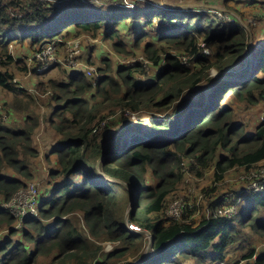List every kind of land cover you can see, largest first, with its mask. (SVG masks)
<instances>
[{
    "label": "trees",
    "instance_id": "obj_1",
    "mask_svg": "<svg viewBox=\"0 0 264 264\" xmlns=\"http://www.w3.org/2000/svg\"><path fill=\"white\" fill-rule=\"evenodd\" d=\"M135 6H86L76 0H0V90L15 93L10 101L2 102L8 119L0 122V203L10 200L34 178L33 163L40 152L33 142L41 125L36 111L43 106L52 112L48 122L59 134L54 147L56 168L50 177L65 180L49 192L51 198H41L39 217L28 221L29 228L20 236L23 240L7 252L9 237L8 241L0 240V255L4 252L1 264H38L40 258H50L55 252L49 264H185V259L217 264L224 263L227 248L239 240L236 224L264 236V216L260 215L264 186L260 193L240 196L243 204L231 216H219L230 198L210 203L201 223L194 218L200 213L196 205L185 207L182 218L166 215L171 196L183 181L181 169L186 161L189 172L201 178L214 170L217 182L224 181L234 169L250 173L264 162V123L258 119L255 132L247 135L234 121L229 107L222 105L232 91L248 95L252 104L264 99V78L259 76L264 74V41L260 38L261 48L256 42L236 44L239 31L245 32L247 39L258 37L251 28L243 30L241 21L224 26L222 31L215 21L205 22L203 16L189 14L195 11L173 12L147 2H136ZM155 21L162 26L157 27ZM143 23L153 27L147 34ZM206 34H213L215 45L212 56L203 59L198 57L204 51L199 38ZM127 36H136L134 43H129ZM154 36L167 48L155 42ZM82 37L93 41L102 37L122 57L133 56L138 50L153 62L166 57V68L152 84L136 80L139 64L118 67L114 77L109 75V63L106 70L98 68L90 78L89 68L81 62L73 68L60 58L63 52L68 54L72 41ZM146 37L149 42H145ZM26 43L35 51L33 59L48 44H53L57 53V61L46 68L35 58L33 75L63 66L61 73L69 79L41 80L35 93L18 86L17 72H29L27 66L18 67L24 61L19 55ZM170 48L182 58L170 55ZM213 60L217 66L206 67ZM199 67L201 72H195ZM214 68L221 70L222 78L242 77L250 71L252 77L242 84L224 81L209 98L210 84L218 82L209 78ZM70 71L73 74L69 75ZM80 76L87 80H80ZM203 78L211 80L201 86ZM183 82L188 84L177 85ZM95 86L96 94H92ZM186 90L190 94H185ZM104 107L150 115L138 120L123 117L124 127L113 133L116 136L112 140L103 136L106 131L101 128L106 118ZM181 117L185 120L180 121ZM111 141L114 143L109 144ZM150 173L158 180L155 185L149 184ZM127 185L137 188L139 199L126 221V208L131 207ZM15 223V218L0 207V231L14 232ZM130 225L141 231L130 230ZM150 238L151 248L142 258ZM106 242L115 244L111 251H105ZM244 259L264 264V251L257 255L251 250Z\"/></svg>",
    "mask_w": 264,
    "mask_h": 264
},
{
    "label": "rangeland",
    "instance_id": "obj_2",
    "mask_svg": "<svg viewBox=\"0 0 264 264\" xmlns=\"http://www.w3.org/2000/svg\"><path fill=\"white\" fill-rule=\"evenodd\" d=\"M81 4L89 5L86 0H79ZM92 0H89L91 2ZM247 0H240V4H244ZM262 4L264 5V0H262ZM250 6V2H249ZM205 12L203 13H191L189 14H197L200 16H203L206 18L207 21L213 20L216 23L219 24L221 27V30H224V26H228L230 24L229 18L232 17L236 20H239V18L233 14H230L229 12L225 11L228 9H225L223 11L221 10H215V12H207L205 8L203 9ZM252 11L251 9H249ZM124 10H120L119 13H123ZM127 21V26L129 25ZM144 22V19H143ZM157 27H161L160 23L155 21ZM249 25L250 22L248 21ZM208 24V23H206ZM144 33L147 34L150 30L153 29V27H146V25L143 23ZM155 26V25H153ZM205 26V24L203 25ZM156 27V26H155ZM248 28H245L243 30H247ZM239 34H236V44H242L243 42H251V39H247L245 32H238ZM179 35V34H178ZM213 34H206L205 37L200 36V43H202V47L204 49L203 53H200L198 57L207 59L212 56V50L213 45H215V41L212 38ZM129 37L128 42L134 43L136 40V36H127ZM131 37V38H130ZM255 37V36H254ZM155 42H158L161 45H164L161 43L157 36L152 37ZM206 38V41L204 42ZM82 39H86V43L82 42ZM76 40H79L81 43V57L80 62L82 66L85 68H95L98 70V68H104L106 70L108 68V64H111V72L109 73L110 76L117 77L116 75V69L120 66H135L136 64H139L138 72L136 74V80H143L146 84H152V80H157L159 78V73L162 72L166 68V57L162 58L158 62L150 61L145 54H143L142 50L135 51V55L133 56H119L116 53H114L112 46L113 44L109 41L103 39L102 37H99L98 40L93 41L89 38H78ZM91 42V43H90ZM145 42H149V37L145 38ZM256 44L259 46V48L262 47L261 39L256 37L255 40ZM27 45L25 48H23V52L19 55V60L24 59L22 61L21 65H18V67H24L27 66L29 69V72L21 73L17 72L16 74V80L18 83V86L24 87L27 89H32V91L35 93V89H37V85L39 81L45 80L47 81L49 78H65L68 80L69 76L62 75L61 70L64 68L63 66H60L58 69L53 70L52 72L49 71V73L45 74H37L33 75V65L34 59L32 58V55L34 54V49L30 46V43H26ZM147 43H145L146 45ZM252 44V43H251ZM144 46V45H143ZM165 46V45H164ZM167 46V45H166ZM165 46V48H167ZM170 47V46H168ZM12 50H14L12 48ZM215 50V49H214ZM256 51V49L254 48ZM253 49L251 51H254ZM170 55H176L182 58V55L175 51L174 49H168L167 51ZM65 52H63L62 56L60 57L64 64L66 65V57L67 54L64 55ZM252 53V52H251ZM206 56H205V55ZM61 55V53H60ZM92 55L93 59H89V56ZM83 56V57H82ZM95 57H103V58H110L109 61H98V59H94ZM252 58V57H251ZM192 59H195V56L192 57ZM184 61L187 62L188 58H184ZM197 62H200L197 59ZM214 60L210 62V64L206 65V67H216L217 65H214ZM213 64V65H212ZM106 65V66H105ZM202 65V64H201ZM67 66V65H66ZM242 68V66H241ZM195 72H201V68H197ZM106 73V71H105ZM211 73V74H210ZM208 73L210 76L209 78L218 80V82L210 84L208 97L211 98L214 90L224 81H228L230 85L234 83L242 84L244 83L248 78L252 77V72L250 71L248 74L246 73L242 77L238 76H228L226 78H222L223 74L221 73V70L219 68H214L211 70V72ZM73 74V72H69V75ZM101 74H104V71L101 72ZM157 74V76H156ZM261 78H264V74L259 75ZM80 80H87L84 76L79 77ZM208 78H203L201 82V86L207 85V81L211 80ZM189 82V81H187ZM187 82L178 83L177 85L182 86L187 85ZM220 82V83H219ZM249 82V81H246ZM187 83V84H186ZM185 84V85H184ZM35 88V89H34ZM182 90V88H180ZM194 90V89H193ZM97 86H95V89L93 90L92 94H96ZM191 91H185V94H190ZM15 93H10L4 90H0V101L6 102L10 101L14 97ZM92 94H87L86 96H91ZM228 101L225 103H222V105H226L229 107L230 112L232 113L234 117V121L240 124L242 127V131L250 135L255 132L256 127L258 126L259 122L258 119L260 117L262 108L264 107V99H261L258 103L252 104L251 98L248 95H236L234 91L232 93L228 94ZM176 106H179V103H176ZM197 108V107H196ZM193 108V109H196ZM144 109V108H143ZM103 116H105V120L101 125V128L103 131H106L103 133V136H111L113 140V136H116L113 134L114 132L122 129L124 127L123 125V117H131L133 120H138L139 117L141 118H147L150 114L148 112H132L130 110L123 111L122 109H112L109 110L107 107L103 108ZM175 110V108L173 109ZM36 113L41 117V125L39 127V130L37 132V135L34 139V147H36L39 152L40 156L35 160L33 163V171H34V178L31 181H26V185L32 183V182H40L42 183V186H40L42 199L46 200L51 198V194H49L50 191L55 190L59 185L63 184L65 180H52L50 177L51 172L55 170L56 168V160H57V154L55 153L53 148L54 140L57 138V135L55 131L52 128V124L48 122L51 111L48 109V107L43 106L39 110L36 111ZM205 116H208V114H205ZM178 117V116H177ZM16 117L15 119H17ZM206 118V117H205ZM185 117H181L180 121H184ZM203 120V119H202ZM109 125V128L107 129V126ZM132 134H129L126 137H130ZM171 138V137H170ZM114 143V141L109 142V144ZM42 153V154H41ZM227 153V152H226ZM229 154V153H227ZM181 174L183 176V181L178 185L177 192H175L170 199V203L168 204L166 215L167 217H171V208L175 206L176 203H179L180 206L186 204L188 207L193 208L195 205L200 210V213L196 214L194 216L195 220L198 223L202 222V216L203 214H208V205L212 203L215 200H224L226 198H230V201L223 205L221 208H224L226 206L233 207L235 212L238 210L239 206H241L243 203L242 199H240V196L253 193L257 191L258 189L255 188L259 187L260 191L257 193H260L263 191L262 186H264V162L260 163L257 166V170L253 176H248V170L245 171L243 169H234L230 171L225 177L224 181L217 182L216 176L214 170H209L205 172V175L203 178L196 175L194 172H189L190 165L188 161H186L185 166L182 167ZM201 171V169H198ZM100 174L101 171L99 170ZM149 184L155 185L158 181L151 173L148 177ZM254 187V188H252ZM130 210V207L126 208L125 213V220L127 221L129 219L130 214L128 215V212ZM128 215V216H127ZM260 215L264 216V209H261ZM29 222L24 223L20 228H18L19 223H15V225L12 227L15 229L14 232L10 233V229H4L0 231V238L1 240H7L9 237L10 242L7 243V247L5 248V251H9L12 249L18 241L23 240L21 236L22 232L27 230L29 228ZM131 226V225H130ZM129 226V229H130ZM81 227L86 230L84 222L81 220ZM237 229V238L239 239L232 245H230L227 248V257L224 261V263H217V264H254V260H245L244 256L248 255V253L251 250H255L258 253H261L264 251V236L263 234H258L253 232L251 229L242 227L239 223L236 224ZM11 228V229H12ZM87 232V230H86ZM8 241V240H7ZM6 241V242H7ZM105 251H111L115 244L106 242L104 244ZM111 247L110 249H108ZM30 250H33V245H30ZM56 255V252L53 253V255L50 258H40L38 261V264H49L52 260V258ZM2 258L4 256V252L0 255ZM2 261V260H1ZM3 262V261H2ZM1 262V263H2ZM185 264H198L197 262L190 260L189 262H186ZM210 263V262H209ZM208 264V263H207ZM215 264V263H214Z\"/></svg>",
    "mask_w": 264,
    "mask_h": 264
},
{
    "label": "built area",
    "instance_id": "obj_3",
    "mask_svg": "<svg viewBox=\"0 0 264 264\" xmlns=\"http://www.w3.org/2000/svg\"><path fill=\"white\" fill-rule=\"evenodd\" d=\"M136 1H142V2H148V0H124L123 6H126L128 8H135ZM158 1L160 0H151V3L157 6ZM237 20L230 17L229 22L231 24L235 23ZM69 52L66 57L67 65L73 68H76L78 65H80L79 56L81 55V43L79 40H74L71 42V45L68 48ZM55 47L53 44H48L46 48L40 50L35 55V58L43 61L44 68L48 67L49 64L57 61ZM34 58V59H35ZM97 70L95 68H89L87 69V75L91 78L92 75ZM5 107L2 102H0V122L6 121L8 119V116L4 113ZM259 120L261 123H264V107L262 108ZM256 171H253L248 174V176H253ZM40 186H42V183L40 182H32L28 185H26L24 188H21L18 190L10 200L1 202L0 207L4 208L9 214H11L15 219L16 223L18 224V228H20L24 223H26L28 220L37 217L39 214V206L41 203V190ZM259 186V185H258ZM257 188L259 191V187ZM254 188V187H252ZM254 188V189H255ZM228 200V199H227ZM186 204L180 206L179 203H176L173 208H171V217L172 219H179L182 214L183 210L185 209ZM237 212V211H236ZM233 207H225L221 210H219L220 215L227 214L229 216L236 213ZM1 238V237H0ZM2 239V238H1ZM0 239V240H1ZM109 247L108 249H110ZM1 261V256H0Z\"/></svg>",
    "mask_w": 264,
    "mask_h": 264
},
{
    "label": "crops",
    "instance_id": "obj_4",
    "mask_svg": "<svg viewBox=\"0 0 264 264\" xmlns=\"http://www.w3.org/2000/svg\"><path fill=\"white\" fill-rule=\"evenodd\" d=\"M76 1L80 3L79 0ZM86 1L87 3H89V5L93 3H99L103 4L104 6L108 5L110 7H113L114 5L120 6L124 2V0H92L91 2H89V0ZM239 1L240 0H160L158 1V5L166 10H173V12H178L180 10H192L195 11V13H198L201 12L204 8L208 12L228 9L225 11L239 18V20H237L236 22L241 21L245 28H251V32H254L256 36L264 41V5L262 4V0H247L244 4H240ZM138 3L141 4L145 2ZM147 3H151V0H148ZM249 9H251L252 11H250ZM248 21L250 22V25ZM54 131L56 133V130ZM56 135L57 138L54 140L52 150H54L56 141L59 139V134L56 133Z\"/></svg>",
    "mask_w": 264,
    "mask_h": 264
},
{
    "label": "water",
    "instance_id": "obj_5",
    "mask_svg": "<svg viewBox=\"0 0 264 264\" xmlns=\"http://www.w3.org/2000/svg\"><path fill=\"white\" fill-rule=\"evenodd\" d=\"M248 80H250V78H248L246 81H248ZM220 83V82H219ZM214 110V109H213ZM213 110H211V111H209V112H207V113H210V112H212ZM128 187H129V189H130V191H131V207H130V210H129V212H128V215L132 212V211H135L136 210V205H137V203H138V199H139V193H138V190H137V188L136 187H134V186H131V185H127ZM127 215V216H128ZM152 243V240H150V244H149V246H148V248H147V251L145 252V254L142 256V258L143 257H145L148 253H149V250H150V248H151V244ZM141 258V259H142ZM140 261V260H139ZM139 261H137L136 263H138Z\"/></svg>",
    "mask_w": 264,
    "mask_h": 264
},
{
    "label": "clouds",
    "instance_id": "obj_6",
    "mask_svg": "<svg viewBox=\"0 0 264 264\" xmlns=\"http://www.w3.org/2000/svg\"><path fill=\"white\" fill-rule=\"evenodd\" d=\"M136 2L138 3V2H142V1H136ZM136 2H134V3L136 4ZM122 6H123V4H122ZM158 6H159V5H158ZM135 8H136V7H135ZM131 9H132V8H131ZM133 9H134V8H133ZM190 11H192V10H190ZM202 11H204V10H202ZM221 11H223V10H221ZM207 12H208V11H207ZM251 38H252V40H251V42H250V43H252V44H253V43L255 42V41H254V40H255V37H254V38H253V37H251ZM251 38H250V39H251ZM251 56H252V58H251V59L253 60V59H254V57H253V55H252V54H251ZM96 70H97V69H96ZM1 102H2V101H1ZM38 130H39V129H38ZM38 130L36 131V134H35V136L37 135V132H38ZM35 136H34V139H35ZM258 165H259V164H258ZM258 165H257V166H258ZM257 166H256V168H255L253 171H256V170H257ZM253 171H252V172H253ZM250 173H251V172H250ZM248 174H249V172H248ZM259 191H260V190H259ZM259 191H255V192H253V193H257V192H259ZM253 193H250V194H253ZM244 195H245V194H244ZM246 195H247V194H246ZM240 199H241V198H240ZM186 207H188V206L186 205ZM224 208H225V207H224ZM220 209H223V208H220ZM184 210H185V209H184ZM236 213H237V212H236ZM219 216H222V215H220V214H219ZM12 217H13V216H12ZM37 217H39V214H38V216H37ZM37 217H34V218H37ZM182 217H183V214H182L181 218H182ZM15 220H16V219H15ZM30 220H31V219H30ZM28 221H29V220H28ZM28 221H27V222H28ZM14 230H15V229H14ZM130 230H133V231H138V232H140V231H141V229H139L138 227H136V226H134V225H131V226H130ZM10 231H11V230H10ZM145 233H146V232H145ZM146 234H148V233H146ZM148 236H149V235H148ZM149 237H150V236H149ZM150 240H152V239L150 238ZM109 243H111V242H109ZM1 260H2V257H1ZM0 264H1V263H0Z\"/></svg>",
    "mask_w": 264,
    "mask_h": 264
}]
</instances>
